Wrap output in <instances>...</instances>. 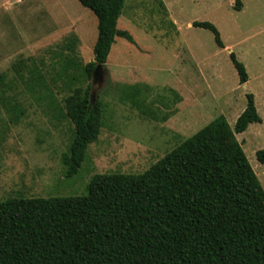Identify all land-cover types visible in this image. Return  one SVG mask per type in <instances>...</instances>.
I'll use <instances>...</instances> for the list:
<instances>
[{
    "label": "rangeland",
    "instance_id": "1",
    "mask_svg": "<svg viewBox=\"0 0 264 264\" xmlns=\"http://www.w3.org/2000/svg\"><path fill=\"white\" fill-rule=\"evenodd\" d=\"M235 1L126 0L117 28L135 43L116 38L111 47L96 89L104 124L68 179L61 156L72 126L58 117L66 91L55 75L67 58L93 61L97 20L77 0H0V201L82 196L93 175L140 174L220 115L232 128L247 94L261 122L235 138L264 190L255 157L264 150V0H239L240 10ZM193 22L212 24L223 48ZM230 53L245 68L243 85ZM35 72L54 104L27 87ZM124 86L142 87L141 109L122 100Z\"/></svg>",
    "mask_w": 264,
    "mask_h": 264
},
{
    "label": "trees",
    "instance_id": "2",
    "mask_svg": "<svg viewBox=\"0 0 264 264\" xmlns=\"http://www.w3.org/2000/svg\"><path fill=\"white\" fill-rule=\"evenodd\" d=\"M77 1L95 16L97 36L92 62L77 67L67 58L55 75L66 91L58 117L72 126L61 156L68 179L77 175L104 124L103 100L97 95L90 102L94 67H105L116 38L135 43L117 28L126 0ZM241 6L239 0L233 5ZM192 27L209 30L223 48L212 24ZM229 58L239 85L245 84L243 64L233 53ZM34 75L27 87L42 90L54 104L44 77ZM142 93L140 86L120 91L137 109ZM260 122L247 94L232 128L220 115L140 174L93 175L82 196L0 201V264H264V190L235 138ZM255 157L264 165V150Z\"/></svg>",
    "mask_w": 264,
    "mask_h": 264
},
{
    "label": "water",
    "instance_id": "3",
    "mask_svg": "<svg viewBox=\"0 0 264 264\" xmlns=\"http://www.w3.org/2000/svg\"><path fill=\"white\" fill-rule=\"evenodd\" d=\"M91 78L90 102L94 103L96 100V89H98L104 82L105 70L102 65H95Z\"/></svg>",
    "mask_w": 264,
    "mask_h": 264
}]
</instances>
